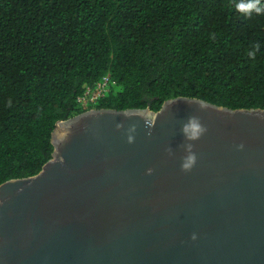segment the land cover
<instances>
[{
  "label": "water",
  "instance_id": "95a60500",
  "mask_svg": "<svg viewBox=\"0 0 264 264\" xmlns=\"http://www.w3.org/2000/svg\"><path fill=\"white\" fill-rule=\"evenodd\" d=\"M51 143L0 184V264H264V107L91 108Z\"/></svg>",
  "mask_w": 264,
  "mask_h": 264
},
{
  "label": "trees",
  "instance_id": "16d2710c",
  "mask_svg": "<svg viewBox=\"0 0 264 264\" xmlns=\"http://www.w3.org/2000/svg\"><path fill=\"white\" fill-rule=\"evenodd\" d=\"M247 2L0 0V184L36 174L55 123L91 108H263L264 13L236 10Z\"/></svg>",
  "mask_w": 264,
  "mask_h": 264
},
{
  "label": "clouds",
  "instance_id": "9594fccd",
  "mask_svg": "<svg viewBox=\"0 0 264 264\" xmlns=\"http://www.w3.org/2000/svg\"><path fill=\"white\" fill-rule=\"evenodd\" d=\"M236 10L238 12H242L245 15H251L253 12L256 14L264 13V3L262 0H250L247 3H239L236 5ZM249 55H253V53H249ZM195 162V157L190 156L188 159V163L184 165L185 168H189Z\"/></svg>",
  "mask_w": 264,
  "mask_h": 264
},
{
  "label": "built area",
  "instance_id": "2783aa9c",
  "mask_svg": "<svg viewBox=\"0 0 264 264\" xmlns=\"http://www.w3.org/2000/svg\"><path fill=\"white\" fill-rule=\"evenodd\" d=\"M108 84V78L105 77L103 81L97 84L94 90H86L83 96L78 98V102H80L81 105L86 106L88 101H86V97L89 96V102L94 101L96 98L100 97L105 93L106 86Z\"/></svg>",
  "mask_w": 264,
  "mask_h": 264
}]
</instances>
